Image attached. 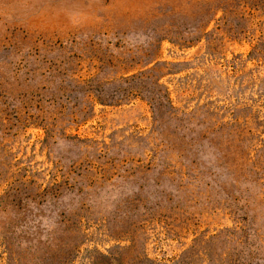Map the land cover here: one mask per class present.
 <instances>
[{
  "label": "rangeland",
  "instance_id": "1",
  "mask_svg": "<svg viewBox=\"0 0 264 264\" xmlns=\"http://www.w3.org/2000/svg\"><path fill=\"white\" fill-rule=\"evenodd\" d=\"M0 264H264V0H0Z\"/></svg>",
  "mask_w": 264,
  "mask_h": 264
}]
</instances>
